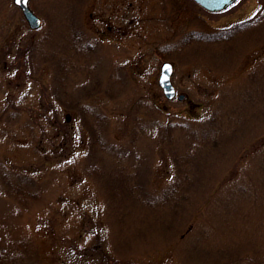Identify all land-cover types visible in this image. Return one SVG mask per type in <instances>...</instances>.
Returning a JSON list of instances; mask_svg holds the SVG:
<instances>
[{
    "label": "rangeland",
    "instance_id": "rangeland-1",
    "mask_svg": "<svg viewBox=\"0 0 264 264\" xmlns=\"http://www.w3.org/2000/svg\"><path fill=\"white\" fill-rule=\"evenodd\" d=\"M254 3L206 14L187 0H28L41 20L30 30L12 0H0V160L24 170L37 161L16 145L28 142L20 123H33L29 109L45 126L46 111L67 119L64 145L54 141L29 173L35 200L17 203L0 184V249L13 252L6 264H264V8ZM210 30H230V39L180 44ZM76 34L92 53L69 49ZM51 57L71 66L67 94L109 120L113 146L99 154V181L82 170L86 134L75 112L48 109ZM162 62L183 100L162 96ZM93 83L99 91L85 100ZM10 105L16 121L1 114ZM208 119L215 131L205 137L196 124ZM168 122L186 126L163 138ZM118 176L151 197L114 196Z\"/></svg>",
    "mask_w": 264,
    "mask_h": 264
},
{
    "label": "trees",
    "instance_id": "trees-1",
    "mask_svg": "<svg viewBox=\"0 0 264 264\" xmlns=\"http://www.w3.org/2000/svg\"><path fill=\"white\" fill-rule=\"evenodd\" d=\"M190 2L191 5H195L193 2L190 0H187ZM196 6V5H195ZM199 8V7H198ZM201 9V8H199ZM202 10V9H201ZM206 14H212L208 13L204 10H202ZM230 33L231 31L229 30H210V31H205V32H189L187 35H184L180 40V44L182 43H187V42H203V43H219L222 41H226L230 39ZM71 43L69 44V49L73 50L76 54H79L80 56L83 55H89L90 53L93 52L92 47L87 45L86 41H83L81 38L80 34H76L73 36V38L70 41ZM35 47V44L32 43L30 48L31 51ZM31 53V52H30ZM54 55V54H52ZM28 61L34 62V60L29 57ZM46 62H48L51 66L52 69V81H53V86L52 90L49 94V98L51 101H48L49 107L48 109H52L53 105L56 104L57 107L60 109H67V110H72L75 112V118L78 120V123L82 127L84 133L86 134L85 140L83 141V149H82V170L83 172L86 173H92V177L96 180H100L102 177L97 176V172L99 171L100 167H103V160L101 159V156L99 157L100 153H110L112 150L111 147L113 146L112 143H109L107 140H105V136L108 131L109 127V120L106 116L101 115V113L96 110V109H89L88 106L82 104L81 102H78V99H75L74 96H71L67 94L66 89L64 88L66 76L71 69L70 64L67 62L65 57H62L61 59L57 60L56 58L48 59ZM87 76H90V73H87ZM95 81V80H94ZM97 81V78H96ZM92 87L89 89V91L93 92H82L83 96L85 97V100L95 94L98 93L99 87L98 85H95V83L91 84ZM109 88H104L103 93L106 94L107 90ZM154 97L149 98L150 102L152 105H154L155 99H158L160 95L154 94ZM185 98V95H184ZM149 103V102H148ZM150 104V105H151ZM52 105V107L50 106ZM11 106V105H10ZM7 106L5 110L2 109L1 114L3 116H6L8 121H16L18 114L16 111L12 109V106ZM154 108V106H152ZM152 107L149 106V108H146V112H154L155 108L153 109ZM7 109V110H6ZM94 110V111H92ZM57 112L51 113L50 111H46L45 117L48 119L47 125L45 126V122L42 121V119L38 116V112L35 110H30L27 111V116L31 117L33 123L29 122H21L20 123V131H23L24 137L27 139V143L24 144H16L18 148H31L34 156H36L38 159L35 162H31L30 164L27 165V167L24 168L22 167H17L16 165H9L7 161L0 160V184L6 189L7 194L14 198L17 203L20 204H25L28 201H32L36 199V196L38 195V192L31 190L32 187V180H31V175L29 174L30 172H36L42 167V164H45L46 161L45 159L51 155L53 149H57V147L52 146V143L54 141H60L61 145H64V140L66 133H62L60 129L59 123H65L67 121L66 117L64 121L59 120L57 116ZM54 116L51 118V116ZM126 115V113H125ZM37 119V120H36ZM55 119V120H54ZM213 119V118H212ZM208 119V121H199L197 123V129L200 130V133L202 135L210 136L214 134L213 129H209L210 125L214 123V120ZM45 120V119H44ZM74 120V118H73ZM187 120H192L194 123L197 122L196 120L198 119H187ZM38 121V124L40 122L44 123V126H36L35 123ZM51 122V123H49ZM136 122V121H135ZM171 122L166 123L167 125L164 126L163 131L161 133L162 137H166L169 135V131L172 128L175 127H185L186 124L183 122L182 124L178 126H173L174 124H170ZM22 124V125H21ZM49 125H52V127H49ZM36 126V128H35ZM117 132L119 134L124 133V128L125 126H118ZM202 127V129H201ZM56 128V129H55ZM116 129V128H115ZM63 131V130H62ZM133 132V131H132ZM135 132L133 134L128 135V139L132 141L135 137ZM191 135H196V133L191 134ZM56 138V139H55ZM52 146V147H51ZM112 152V151H111ZM97 154V155H96ZM116 158H121V153L116 152ZM125 157L127 156V151L124 155ZM94 161L93 167L90 166V162ZM31 165L32 168H29ZM100 165V166H99ZM96 166V167H94ZM31 169V170H30ZM120 174V173H119ZM118 175V174H117ZM119 177V185H120V190H118L117 193H114L115 195H122L125 196L126 198H130L135 201L137 199H140V194L142 197H147L150 198L151 195L147 193L144 189H139V192L134 189V187L126 180H121L123 177ZM167 192L170 193V190H167ZM164 195V194H163ZM153 198V197H152ZM157 198L158 202L157 204L162 206V203L165 202L164 198L154 196V199ZM26 242H29L26 240ZM25 243V242H24ZM13 258V252L5 250V249H0V264H6L9 260ZM6 261V262H5Z\"/></svg>",
    "mask_w": 264,
    "mask_h": 264
},
{
    "label": "water",
    "instance_id": "water-1",
    "mask_svg": "<svg viewBox=\"0 0 264 264\" xmlns=\"http://www.w3.org/2000/svg\"><path fill=\"white\" fill-rule=\"evenodd\" d=\"M190 1L208 13H218L233 5L237 0ZM12 4L20 10L21 16L28 29L36 30L40 27L41 20L29 9L28 0H24L22 3H17V0H12ZM172 71L173 67L169 62H162L159 67L156 84L165 100L170 101L176 98L177 100L181 101L184 99V95L175 93L174 87L170 80Z\"/></svg>",
    "mask_w": 264,
    "mask_h": 264
},
{
    "label": "flooded vegetation",
    "instance_id": "flooded-vegetation-1",
    "mask_svg": "<svg viewBox=\"0 0 264 264\" xmlns=\"http://www.w3.org/2000/svg\"><path fill=\"white\" fill-rule=\"evenodd\" d=\"M238 1H239V0H237L232 6L228 7V8L225 9L224 11H221V12H219V13H217V14H220V13H222V12H225V11L229 10L230 8L232 9L233 6H234ZM254 2H255V3L252 5V8H253V9H254V8H257V10H259V9L264 8V0H254ZM253 9H252V11H253ZM252 11H251V13H252Z\"/></svg>",
    "mask_w": 264,
    "mask_h": 264
},
{
    "label": "snow or ice",
    "instance_id": "snow-or-ice-1",
    "mask_svg": "<svg viewBox=\"0 0 264 264\" xmlns=\"http://www.w3.org/2000/svg\"><path fill=\"white\" fill-rule=\"evenodd\" d=\"M24 2V0H17V3H22Z\"/></svg>",
    "mask_w": 264,
    "mask_h": 264
}]
</instances>
